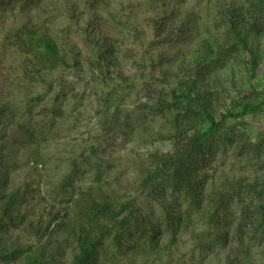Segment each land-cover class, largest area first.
Returning a JSON list of instances; mask_svg holds the SVG:
<instances>
[{
	"label": "rangeland",
	"instance_id": "1",
	"mask_svg": "<svg viewBox=\"0 0 264 264\" xmlns=\"http://www.w3.org/2000/svg\"><path fill=\"white\" fill-rule=\"evenodd\" d=\"M249 3L0 0V195H19L18 226L2 236L4 246L29 247L42 254L43 264H72L80 223L76 200L87 189L115 202L134 200L160 224L165 209L141 189L154 156L174 152L171 115L156 112V104L171 102L189 79L217 119L239 113L245 102L258 107L227 125L253 143L262 141L264 20L248 14ZM237 13L247 15L236 28L248 50L229 27ZM22 29L50 37L66 65L33 68L16 39ZM215 151V179L264 180V148L242 155L238 143L217 144ZM232 209L239 213L236 205ZM233 220L224 244L195 226L176 245L170 234L152 247L123 251L108 241L98 264H264V239H252L247 227L239 233Z\"/></svg>",
	"mask_w": 264,
	"mask_h": 264
},
{
	"label": "trees",
	"instance_id": "2",
	"mask_svg": "<svg viewBox=\"0 0 264 264\" xmlns=\"http://www.w3.org/2000/svg\"><path fill=\"white\" fill-rule=\"evenodd\" d=\"M248 14L264 20V0H250ZM245 15L231 16L229 27L240 45L248 50L246 38L236 28ZM16 39L22 44L21 48L25 46L22 51L31 57L33 68L38 71L52 69L58 64L66 65L50 37L36 36L22 29ZM251 62L254 65V60ZM185 84L181 94L173 91L171 102L156 104V112L171 115L168 137L174 143V152L155 155L154 163L141 180L143 193L165 209L161 223L155 224L134 200L115 202L110 195H96L87 189L76 200L80 223L78 230L75 229L78 252L72 264H98L101 250L108 241L114 249L123 251L137 246L152 247L163 235L170 234V244L176 245L181 235L195 226L202 228L200 233L205 229L211 231L214 243L224 244L231 237L232 216L238 220L239 233L247 227L252 239H264V180L246 183L224 176L219 181L210 172L217 144L238 143L242 155L251 150H263L264 138L253 143L246 133L227 125L229 118L246 116L258 107L245 102L239 113L229 111L217 119L206 95L198 90L197 81L189 79ZM205 123L210 124L206 130L198 129ZM1 199L0 262L14 263L25 256L24 264H43L42 254L32 253L29 247L9 249L4 246L2 236L18 226L15 207L19 195L13 191L6 197L0 195ZM234 205L239 212L236 215L232 209ZM20 221L23 222V217Z\"/></svg>",
	"mask_w": 264,
	"mask_h": 264
}]
</instances>
